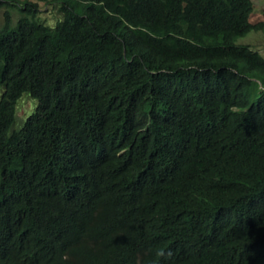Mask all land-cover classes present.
<instances>
[{
	"label": "trees",
	"instance_id": "obj_1",
	"mask_svg": "<svg viewBox=\"0 0 264 264\" xmlns=\"http://www.w3.org/2000/svg\"><path fill=\"white\" fill-rule=\"evenodd\" d=\"M52 3L0 0V264H264V9Z\"/></svg>",
	"mask_w": 264,
	"mask_h": 264
},
{
	"label": "rangeland",
	"instance_id": "obj_2",
	"mask_svg": "<svg viewBox=\"0 0 264 264\" xmlns=\"http://www.w3.org/2000/svg\"><path fill=\"white\" fill-rule=\"evenodd\" d=\"M19 1H28L32 3H37L38 6V14L44 22L47 24H53L55 22V18L58 15L56 10H52V0H19ZM253 3V11L249 16V21L251 23L260 22L263 20L262 11L264 9V0H252ZM4 8H0V26L3 25L4 19ZM11 14L13 17V22L16 21L18 17V13L15 10H11ZM261 33V34H260ZM239 43L249 44L255 50H258L262 55H264V32H249L243 38L238 40ZM1 90V89H0ZM27 93L22 94L20 99L18 100L17 108L18 112L16 115V123L15 128L21 126L23 120L30 114L31 110L36 105V100L30 98ZM34 100V101H33ZM30 111V112H29Z\"/></svg>",
	"mask_w": 264,
	"mask_h": 264
},
{
	"label": "bare ground",
	"instance_id": "obj_3",
	"mask_svg": "<svg viewBox=\"0 0 264 264\" xmlns=\"http://www.w3.org/2000/svg\"><path fill=\"white\" fill-rule=\"evenodd\" d=\"M31 2V1H30ZM261 34V33H260ZM214 37V36H213ZM223 41V40H222ZM7 214V213H6ZM6 214H4V215H0V219L1 220H3L4 222H7L6 221V217H5V215ZM171 234V233H170ZM143 239V238H142ZM41 245H42V247H44L45 248V246L41 243V242H39ZM116 244H117V242H116ZM3 245V244H2ZM33 246V245H32ZM182 246V245H181ZM29 249H31V248H29ZM31 251V250H30ZM43 252V251H42ZM26 254V252H23L22 254ZM20 252L17 254V257H20ZM163 257V256H162ZM18 261H19V259L18 260H16L15 262H16V264H18ZM36 261V260H35ZM162 262V261H161ZM31 263V262H30ZM128 263V262H127ZM160 264V263H159Z\"/></svg>",
	"mask_w": 264,
	"mask_h": 264
}]
</instances>
